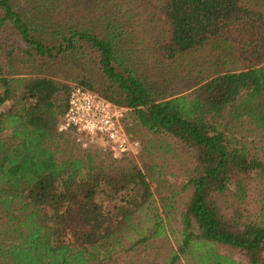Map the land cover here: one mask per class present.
<instances>
[{
  "label": "trees",
  "instance_id": "obj_1",
  "mask_svg": "<svg viewBox=\"0 0 264 264\" xmlns=\"http://www.w3.org/2000/svg\"><path fill=\"white\" fill-rule=\"evenodd\" d=\"M75 1L0 0V264H132L157 241L169 247L161 264H264V197L250 198L255 184L264 187V156L244 139L264 137V8L161 0L152 49L161 64L205 48L231 56L202 61L219 68L192 91L163 97L123 64L105 22L79 27L58 14ZM16 57L36 72L13 76ZM71 61L92 65L98 75L83 85L127 110L123 124L142 134L147 156L160 149L183 161L180 190L152 162L59 160L48 148L61 138L78 151L57 130L70 87L43 73ZM150 183L164 195L156 199Z\"/></svg>",
  "mask_w": 264,
  "mask_h": 264
},
{
  "label": "rangeland",
  "instance_id": "obj_2",
  "mask_svg": "<svg viewBox=\"0 0 264 264\" xmlns=\"http://www.w3.org/2000/svg\"><path fill=\"white\" fill-rule=\"evenodd\" d=\"M160 1L161 0H76V3L70 7L65 3L62 8L57 9V12L58 14H66L63 16L70 15V18L74 19L79 27L97 28L98 23L102 24L105 22L108 27L105 29L106 33L103 36L115 42L119 58L123 64L135 71L136 75L149 85L155 96L162 95L163 97H172L183 95L192 91L199 85H202L213 70L212 68H219L214 67V65L211 67V63L203 65L201 63L202 61H212L213 59L211 58L215 56L213 62L219 60V63H223V59H221V61L219 58L227 56L228 59H231V56L225 55L222 49L211 50V48H205L195 55L184 57L177 64H161L152 51L154 41L162 28L161 24H159V17L156 15L155 11L156 5ZM245 1L252 7L264 8V0ZM24 2H26V0H20L22 7L24 6ZM44 8L46 9V7ZM209 50L213 51L210 55L208 52ZM10 66L11 69L9 70L12 71L13 76L16 77L27 76L33 70L30 62H27L23 57L12 59L10 61ZM192 66H194V68ZM222 67L224 68V66ZM35 70L36 68L34 66L33 72H36ZM43 73L66 84L70 87V90L74 85L89 89L82 83L88 78H83L89 76V80L91 81L98 75L94 72V68L90 63H83L80 61H71L62 66L44 70ZM132 133L138 141L143 137L142 134L136 131ZM253 137L254 135L251 133H244L246 142H251L249 147L252 153L260 157L264 156V137L257 136L255 139ZM72 146L73 144L68 140L66 142L61 138H57L48 143V148L59 160L69 157L70 154H72L73 157L79 158L89 154L97 160H110V158H107L108 155L99 149L90 148L92 150L89 153H85L82 152V149L78 146V151L72 149ZM140 146L141 151L137 156L130 157V155H125L123 156L124 159L127 156L140 166L143 162L146 164L152 162L151 164H155L157 170L163 167L162 173L167 180L170 181V190H180L186 181L184 173L185 165L183 161L174 158L171 153H165L160 149L150 151V154L147 156L141 141ZM143 159L145 160L143 161ZM150 189L156 199L164 195L161 194L163 190L161 192V189L158 188L156 183H150ZM261 197H264V187L260 184H255L250 197L251 201L261 200ZM178 199L177 205H179L182 200L186 201V197L183 194H180ZM253 205L254 204L251 203V206ZM168 248L167 243L163 241L155 242L152 248H144V246H142L132 254V264H161L160 261L166 256ZM221 253L238 263L245 262L244 257L236 250L225 248L221 250Z\"/></svg>",
  "mask_w": 264,
  "mask_h": 264
},
{
  "label": "built area",
  "instance_id": "obj_3",
  "mask_svg": "<svg viewBox=\"0 0 264 264\" xmlns=\"http://www.w3.org/2000/svg\"><path fill=\"white\" fill-rule=\"evenodd\" d=\"M126 112L99 93L74 85L57 130L70 134L74 144L82 150L96 148L113 158L135 157L141 146L123 124Z\"/></svg>",
  "mask_w": 264,
  "mask_h": 264
}]
</instances>
